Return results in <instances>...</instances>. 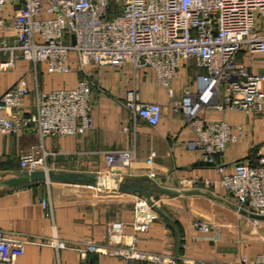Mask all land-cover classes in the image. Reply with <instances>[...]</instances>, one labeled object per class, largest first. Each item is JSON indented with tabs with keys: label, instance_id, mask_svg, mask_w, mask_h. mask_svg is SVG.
Instances as JSON below:
<instances>
[{
	"label": "crops",
	"instance_id": "0c3cea01",
	"mask_svg": "<svg viewBox=\"0 0 264 264\" xmlns=\"http://www.w3.org/2000/svg\"><path fill=\"white\" fill-rule=\"evenodd\" d=\"M43 10L39 19L53 16L45 11L51 0H41ZM22 6L21 0H8L0 11V43L6 38L13 42L14 17ZM253 74L264 73V54L243 50L238 54ZM9 64L5 67L3 64ZM70 71L49 73L47 65L37 67L13 54L0 51V99L25 80L31 94L25 99L27 114L35 110L36 91L51 92L74 89L80 79L91 83L92 125L84 134L67 137L40 138L36 131L6 136L0 133V230L30 239L23 255L13 264H154L145 261L127 262L110 255L88 253L80 258L79 249L93 242L99 245L131 244L137 249L162 255L167 259L188 258L206 262L249 261L264 253V220L252 218L240 209L222 184V174L214 164L202 159L199 149L189 148L187 142L196 138L182 111L173 101H180L184 90L196 91L195 75L205 73L195 61L183 60L180 75L172 81L174 97L159 82L152 69H135L131 63L122 67L98 68L81 65L77 55L69 54ZM136 88L145 102H157L162 116L156 127L146 123L134 126L123 103L129 89ZM206 121H225L237 142L216 155L223 163L224 174L236 172L237 161L253 160L264 153V116L241 110L208 109ZM40 147L49 153L50 170L76 172L98 177L110 174L112 168L106 152L136 150L129 167L121 169L118 181L130 180L148 185L150 190L166 189L175 195L161 194L157 206L162 210L148 231L134 228V204L143 193L120 192L99 186L37 182L9 187L3 181L21 176L20 157ZM153 157L151 164L148 157ZM152 173L155 177H152ZM148 178L149 182L145 181ZM46 200L48 209L42 202ZM258 215V214H255ZM262 216V215H261ZM124 224L123 236L111 242L108 229L112 222ZM205 223L208 231L199 229ZM54 239L65 241L68 247L57 249ZM158 264H170L163 262Z\"/></svg>",
	"mask_w": 264,
	"mask_h": 264
},
{
	"label": "built area",
	"instance_id": "2783aa9c",
	"mask_svg": "<svg viewBox=\"0 0 264 264\" xmlns=\"http://www.w3.org/2000/svg\"><path fill=\"white\" fill-rule=\"evenodd\" d=\"M21 1L14 17L13 42L4 38L0 51H17L34 67L45 63L49 73L69 72L71 52L81 65L103 68L131 63L135 69H152L172 99L171 84L180 75L181 62L195 61L205 70L194 77L196 91L187 87L182 99L173 101L196 136L187 145L201 150L202 159L217 166L224 188L240 209L264 216V153L259 151L253 160L237 161L236 172L224 174L226 166L216 162V155L240 140L242 134L233 133L225 121H206L203 117L208 109L241 110L264 116V73L253 74L237 59L243 50L264 54V0H51L45 11L53 17L45 20L38 18L44 8L41 0ZM7 2L0 0V11ZM30 94L23 79L1 97V134L21 135L34 130L44 140L82 135L91 128L93 99L87 78L80 79L74 89L36 91L35 110L27 114L25 99ZM123 106L130 114L134 132L141 122L156 127L163 113L159 103L143 101L136 88L127 91ZM39 148L33 147L20 157L22 175L50 171L49 153L40 152ZM106 156L110 166L125 169L135 160L136 150L133 147L109 151ZM152 162L153 157H148L147 163ZM42 204L48 209L46 200ZM134 213V228L141 232L148 231L159 217L143 197L134 204ZM197 226L209 230L205 223ZM123 230L121 221L112 222L108 229L110 241L120 239ZM29 243L33 241L0 230V264H13ZM52 245L57 249L68 247V243L58 239ZM88 253L154 264H264V253L251 261L241 257L237 262H206L167 259L139 250L134 243L89 242L79 249L80 258L85 259Z\"/></svg>",
	"mask_w": 264,
	"mask_h": 264
},
{
	"label": "water",
	"instance_id": "95a60500",
	"mask_svg": "<svg viewBox=\"0 0 264 264\" xmlns=\"http://www.w3.org/2000/svg\"><path fill=\"white\" fill-rule=\"evenodd\" d=\"M211 165L210 163H207ZM121 173V168L114 167L110 174L99 175L98 177H92L88 174L76 173V172H63V171H35L32 173L24 174L21 176L11 177L3 181V184L9 187H16L26 185L30 183L46 182L51 183H63V184H81L89 186H99L104 189H116L120 192L132 193L138 192L143 193L148 203L160 214L163 215L162 210L157 206V202L160 200L161 194L164 195H175L174 192L166 189L150 190V187L143 184H135L130 180L118 181V174ZM145 181L149 182L148 178ZM245 214H248L245 212ZM252 218L257 220H264V216L261 215H250Z\"/></svg>",
	"mask_w": 264,
	"mask_h": 264
}]
</instances>
